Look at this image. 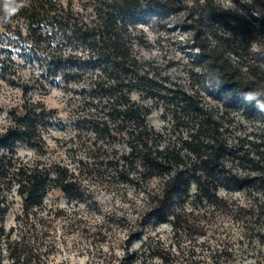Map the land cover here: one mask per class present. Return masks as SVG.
Returning <instances> with one entry per match:
<instances>
[{
  "label": "trees",
  "instance_id": "1",
  "mask_svg": "<svg viewBox=\"0 0 264 264\" xmlns=\"http://www.w3.org/2000/svg\"><path fill=\"white\" fill-rule=\"evenodd\" d=\"M150 12L179 15L198 50L206 83L243 115H254L261 131L256 140L245 136L231 146L227 128L219 132L221 123L212 119L208 106L198 108L192 93L168 87L154 61L136 52L140 42L135 21ZM0 20L6 23L0 35V79L24 98L31 90L61 84L78 102L75 126L81 147L99 151L120 136L127 155L118 158L121 164H114V172L126 181L131 171L145 180H159L150 197L153 209L159 206L165 213L173 198L188 196L192 184L202 197H211L220 187L213 170L229 159L250 165L257 174L232 176L236 189L260 181L264 190V113L241 99L243 92L264 88V0H28L11 15L0 0ZM21 68H28L27 79ZM133 92L164 104L179 136L162 139L147 123L150 109L133 101ZM54 119L53 110L25 98L20 109L9 112V124L0 135V150L6 151L0 157V264L48 262L43 238L49 226L38 212L50 188L59 187L71 197L67 176L41 161L22 162L14 148L23 143L41 150L43 134ZM12 190L23 207L15 225L6 229L2 219L9 201L4 192ZM182 228L176 224L174 235ZM132 242L126 240L117 264H203L192 257V250L186 257L171 253L172 247L183 252L179 242L167 244L149 236L136 250Z\"/></svg>",
  "mask_w": 264,
  "mask_h": 264
},
{
  "label": "rangeland",
  "instance_id": "2",
  "mask_svg": "<svg viewBox=\"0 0 264 264\" xmlns=\"http://www.w3.org/2000/svg\"><path fill=\"white\" fill-rule=\"evenodd\" d=\"M5 24L0 20V35ZM135 30L140 42L136 52L154 61L159 77L166 78L168 87L192 93L198 108L208 106L212 119L221 123L219 132L227 128L225 135L231 146L245 136L253 140L259 137L260 125L254 115H243L234 108L233 101L207 86L198 66V50L192 47L179 15L150 12L136 19ZM20 72L28 78V68H21ZM25 98L40 101L53 110L54 125L43 134L41 150L18 143L15 157L28 163L41 161L64 173L66 188L72 193L70 197L59 187L50 188L38 212L49 226L43 238L47 264H117L127 239L133 240L131 249L136 250L149 236L167 244L179 242L183 252L172 247L171 253L186 257L187 251L192 250V257L203 264H264V190L260 181H249L238 190L231 179L257 177L250 165L231 163L229 159L213 170L220 187L211 197H202L192 184L188 196L173 198L163 213L159 206L153 209L150 202L152 192L158 189V179L145 180L131 171L130 180L126 181L122 173L123 177L114 172V164H121L118 158L127 155L120 136L111 140L109 146L103 144L99 151L78 144V102L61 84L49 85L42 91L31 90ZM25 98L18 88L0 79V135L9 124V112L20 109ZM131 99L150 109L147 123L162 134V139L179 136L164 104L142 92H133ZM5 154L1 149L0 157ZM189 158L194 160L191 154ZM200 174L198 171L196 175ZM260 174L264 175V170ZM4 193L8 195L9 209L2 223L8 229L22 213L23 201L15 190ZM176 224L183 226L177 236Z\"/></svg>",
  "mask_w": 264,
  "mask_h": 264
},
{
  "label": "clouds",
  "instance_id": "3",
  "mask_svg": "<svg viewBox=\"0 0 264 264\" xmlns=\"http://www.w3.org/2000/svg\"><path fill=\"white\" fill-rule=\"evenodd\" d=\"M4 11L11 15L14 13L18 8L26 6L28 0H19V3L16 0H2ZM218 83V80H217ZM208 87H212V83H207ZM241 99L246 104H254V106L258 109L259 112L264 113V88H258L255 90H250L247 92L241 93Z\"/></svg>",
  "mask_w": 264,
  "mask_h": 264
}]
</instances>
